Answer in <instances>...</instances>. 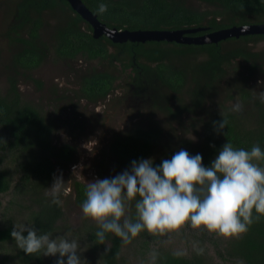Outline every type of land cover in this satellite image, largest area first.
<instances>
[{
	"label": "trees",
	"instance_id": "16d2710c",
	"mask_svg": "<svg viewBox=\"0 0 264 264\" xmlns=\"http://www.w3.org/2000/svg\"><path fill=\"white\" fill-rule=\"evenodd\" d=\"M12 1L13 20L6 33L9 45L13 48L14 73L39 68L50 55L51 45L59 57L72 60L84 58L89 61L98 59L110 66L117 61L122 67L121 72L132 68L139 73L138 70L143 69L148 72V79L158 78L174 92H181L191 78L194 81L195 76L211 78L218 75L219 70L223 71L228 62L236 57L250 63V73L256 71L264 76V68L261 66L264 55L254 49L255 47L249 46L263 42L264 33L231 37L227 41L207 44L167 41H148L145 44L132 41L115 43L105 35L96 38L91 24L72 8L68 0ZM83 1L102 22L109 27L123 30L206 27V30L194 34L199 35L235 25L264 23V0H198L220 8V11L213 12L199 10L190 5L188 0ZM101 3L107 5L104 12L99 11ZM48 16L56 19L53 42L50 45L42 38V30L47 24ZM229 41L238 44L224 46ZM205 53L211 55V58L204 63L189 65L196 62L197 57L191 56L192 54ZM260 68L262 69L259 70ZM110 69L83 76L81 89L84 96L96 101L105 98L114 89L116 76L108 72ZM12 76L7 94L0 92V147L8 151L12 159L16 160V156L20 159L18 167L22 175L15 185V191L21 197L24 194L29 195L30 202L36 207L30 223L35 224L42 233L53 234L63 216L62 203L61 199L59 204L51 203V197L43 191L53 180L59 163L68 162L75 150L68 143L60 146L54 143L53 127L39 109L23 103L17 80ZM238 91L241 94L240 100L249 99L246 119L241 113L233 111L216 116L213 121L223 118L227 121L225 128L217 133L212 121L206 146L189 152L202 154L205 165L214 159L219 148L227 141L235 148L250 150L258 144L264 150V103L244 86L238 88ZM158 138L159 133L156 130L140 127L117 136L111 143V149L120 168L124 170L134 159L150 157ZM162 159L164 158L154 160L155 164H159ZM254 162L264 167V160ZM86 186L81 181H75L73 185L79 204L86 198ZM11 187V177L5 170H0V194L7 193ZM1 205L0 199V207ZM130 209V217L135 220L134 202L130 204ZM98 227L90 232V239L95 247L105 248L101 255L102 264H124L120 257L124 244L122 239L112 233H106L105 241L101 243L95 236ZM12 228L13 225L0 228V243H15L10 235ZM148 234L146 231L141 233L146 248ZM107 242H110V245L105 247ZM224 250L217 251L220 261L202 253L186 257L172 251L155 250L158 253L155 264H264V215H261L247 232L230 241ZM18 257L21 264H47V256L42 254L28 255L18 249ZM0 264L3 263L0 261Z\"/></svg>",
	"mask_w": 264,
	"mask_h": 264
},
{
	"label": "rangeland",
	"instance_id": "374dc122",
	"mask_svg": "<svg viewBox=\"0 0 264 264\" xmlns=\"http://www.w3.org/2000/svg\"><path fill=\"white\" fill-rule=\"evenodd\" d=\"M187 2L199 10L220 11L219 7L202 1ZM13 14V1L0 0V92L7 94L13 75L23 103L38 108L53 127L54 143L59 146L68 143L74 147V158L59 163L56 168L55 174L59 176L62 173L64 187L70 191L67 195H60L63 216L52 235L77 239L81 245L82 264H102L101 255L105 248L95 247L90 239V232L98 224L83 215L73 189L75 181L87 185L96 178L111 177L123 171L111 149V143L118 134L135 127L154 129L159 133L158 142L150 156L154 160L170 158L180 148L188 152L204 148L208 142L210 124L216 116L233 111L241 113L246 119L249 99L240 100L238 88L244 86L255 94V98H260L264 92V76L256 71L250 73V63L236 57L212 79L195 76L194 81L191 78L181 92H174L158 78L148 79L147 72L137 73L131 68L124 73L121 72L122 67L114 63L110 70L120 71L116 89L109 98L93 105L81 98V78L96 70H106L109 65L98 60L89 62L57 56L50 45L56 19L48 16L42 38L50 45V55L39 68L14 73L13 48L9 45L6 33ZM234 43L238 44L229 41L224 46ZM249 46L264 55V41ZM191 56L197 57L194 64L189 63L192 66L211 58L206 53ZM262 61L261 66L264 68V58ZM236 103L242 106L239 111L233 110ZM19 163L17 156L16 160L12 159L9 152L0 147V170H5L12 179L11 189L0 194V228L21 221L30 222L32 212L36 209L29 195L21 197L15 191V185L22 175ZM52 183L53 180L43 191L47 196ZM130 211L129 207V216ZM143 231L148 234L146 229ZM143 231L130 242H124L120 256L124 264H153L150 255L153 250L172 251L186 257L202 253L220 261L217 251H223L230 241L238 238L210 232L203 227L193 228L185 223L178 230L166 231L164 234L149 233L146 248L141 237ZM109 245L110 242H107L105 247ZM54 260L52 256L46 258L47 264H54ZM0 261L3 264H21L16 243H0Z\"/></svg>",
	"mask_w": 264,
	"mask_h": 264
},
{
	"label": "clouds",
	"instance_id": "9594fccd",
	"mask_svg": "<svg viewBox=\"0 0 264 264\" xmlns=\"http://www.w3.org/2000/svg\"><path fill=\"white\" fill-rule=\"evenodd\" d=\"M106 10L107 5L101 3L99 11ZM260 100L264 103V92ZM241 107L236 103L233 110ZM226 124L224 118L213 121L214 130L220 133ZM262 160L264 150L258 144L246 150L228 141L207 165L202 154H190L184 148L159 164L152 157L134 159L116 175L90 181L81 210L98 224L95 236L101 243L106 233L128 243L145 229L164 234L185 223L239 237L264 215V167L254 162ZM69 191L64 187L62 173H54L48 193L51 203L59 204L61 193L67 195ZM132 202L135 220L128 215ZM10 235L25 254L55 257L54 264H82L77 239L42 233L35 224L24 221L13 223ZM150 255L155 264L158 253L153 250Z\"/></svg>",
	"mask_w": 264,
	"mask_h": 264
},
{
	"label": "water",
	"instance_id": "95a60500",
	"mask_svg": "<svg viewBox=\"0 0 264 264\" xmlns=\"http://www.w3.org/2000/svg\"><path fill=\"white\" fill-rule=\"evenodd\" d=\"M68 2L76 12H78L87 22L92 25L93 34L96 38L105 35L115 43H123L126 41H167L181 44H207L219 43L231 37L239 38L242 35L264 33V23L235 25L199 35L194 34L206 30V27L200 26L175 30H123L116 27H109L106 23L102 22L98 18V15L90 10L83 0H68Z\"/></svg>",
	"mask_w": 264,
	"mask_h": 264
},
{
	"label": "flooded vegetation",
	"instance_id": "af4514ba",
	"mask_svg": "<svg viewBox=\"0 0 264 264\" xmlns=\"http://www.w3.org/2000/svg\"><path fill=\"white\" fill-rule=\"evenodd\" d=\"M92 26V25H91ZM93 29V28H92ZM225 41H227V39L225 40ZM148 41H146V42H143L144 44L145 43H147ZM79 59H83V60H85L84 58H79ZM98 59H95V60H86V61H89V62H93V61H97ZM98 61H100V60H98ZM135 60L133 59V62H134ZM140 61H142V60H140ZM145 62H147L146 60H144ZM144 61H142V62H144ZM100 62H102V61H100ZM104 63V62H103ZM115 64L116 63H118L119 65H120V63L119 62H117V61H115L114 62ZM136 65H137V63H136ZM137 66H139V65H137ZM119 67H121V65L119 66ZM109 68H110V65H109ZM100 72V71H106V70H96V71H93V72H91V73H88V74H94V72L96 73V72ZM139 72H147V71H145V70H143V69H141V70H138ZM108 72H110L111 74H113V75H115L116 76V81H115V87H114V89H112V91L105 97V98H102V99H99V100H96V101H94V100H90V99H88L86 96H84V94H83V92H82V84H83V76L84 75H87V74H84L83 76H82V78H81V83H80V95H81V98L83 99V100H85L87 103H90V104H93V105H96V104H99V103H101L102 102V100H104V99H107V98H109L111 95H112V93H113V91L116 89V84H117V81H118V79H117V74H119V72L120 71H113V70H108ZM125 73V72H124ZM148 73V72H147ZM121 74H123V73H121ZM35 107V106H34ZM38 109V108H37ZM40 111V110H39ZM41 112V111H40ZM47 120V119H46ZM135 128H138V127H135ZM123 133H125V132H123ZM119 135H121V133L120 134H118L117 136H119ZM75 154H76V152L74 151L73 152V155H72V157L70 158V160H72V158H74V156H75ZM69 160V161H70ZM68 161V162H69ZM57 168V167H56ZM75 193V192H74Z\"/></svg>",
	"mask_w": 264,
	"mask_h": 264
}]
</instances>
